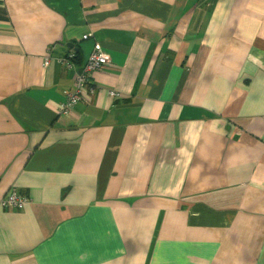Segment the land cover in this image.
<instances>
[{
    "label": "crops",
    "instance_id": "0c3cea01",
    "mask_svg": "<svg viewBox=\"0 0 264 264\" xmlns=\"http://www.w3.org/2000/svg\"><path fill=\"white\" fill-rule=\"evenodd\" d=\"M10 192L0 264H264V0H0Z\"/></svg>",
    "mask_w": 264,
    "mask_h": 264
},
{
    "label": "built area",
    "instance_id": "2783aa9c",
    "mask_svg": "<svg viewBox=\"0 0 264 264\" xmlns=\"http://www.w3.org/2000/svg\"><path fill=\"white\" fill-rule=\"evenodd\" d=\"M87 36H83V39H86ZM73 54H69L67 58L61 60L62 63L66 66L71 65ZM111 62V57L107 50L100 44H95L89 58L81 69V72L78 73L75 81V86L73 91H68L66 93V101L61 106L60 111L63 114H66L72 107H74L80 99L81 88L85 86L88 75L96 70L101 69L103 66ZM51 64L49 58H45L42 62L43 68H48ZM110 96H115L114 92H109ZM27 203V199L23 196L16 194L15 192H10L1 200L2 207H10L15 209H22Z\"/></svg>",
    "mask_w": 264,
    "mask_h": 264
},
{
    "label": "trees",
    "instance_id": "16d2710c",
    "mask_svg": "<svg viewBox=\"0 0 264 264\" xmlns=\"http://www.w3.org/2000/svg\"><path fill=\"white\" fill-rule=\"evenodd\" d=\"M73 54V57H72V62H76L78 59V55L75 54V53H72ZM19 195V194H18ZM21 196V195H20ZM5 208H8V207H5Z\"/></svg>",
    "mask_w": 264,
    "mask_h": 264
},
{
    "label": "water",
    "instance_id": "95a60500",
    "mask_svg": "<svg viewBox=\"0 0 264 264\" xmlns=\"http://www.w3.org/2000/svg\"><path fill=\"white\" fill-rule=\"evenodd\" d=\"M80 72H81V69H79L78 73H80Z\"/></svg>",
    "mask_w": 264,
    "mask_h": 264
}]
</instances>
